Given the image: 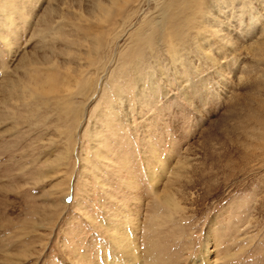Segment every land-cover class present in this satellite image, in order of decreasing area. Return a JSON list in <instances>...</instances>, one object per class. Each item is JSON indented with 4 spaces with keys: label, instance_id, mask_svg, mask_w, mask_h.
<instances>
[{
    "label": "rangeland",
    "instance_id": "rangeland-1",
    "mask_svg": "<svg viewBox=\"0 0 264 264\" xmlns=\"http://www.w3.org/2000/svg\"><path fill=\"white\" fill-rule=\"evenodd\" d=\"M122 227L264 264V0H0V264H124Z\"/></svg>",
    "mask_w": 264,
    "mask_h": 264
},
{
    "label": "bare ground",
    "instance_id": "bare-ground-1",
    "mask_svg": "<svg viewBox=\"0 0 264 264\" xmlns=\"http://www.w3.org/2000/svg\"><path fill=\"white\" fill-rule=\"evenodd\" d=\"M107 5V4H106ZM115 5V4H114ZM108 6V5H107ZM109 9V8H108ZM107 9V11H109ZM101 10V9H100ZM104 10V9H103ZM102 11V10H101ZM118 11V10H117ZM100 17V16H99ZM100 19V18H99ZM98 19V20H99ZM97 46V45H96ZM122 98V97H121ZM122 103V102H121ZM115 108V107H114ZM113 109V107H112ZM150 169V168H149ZM155 173L151 170H148V176L150 178V181H155L154 180V176ZM165 199V198H164ZM165 201H167L165 199ZM168 202V201H167ZM168 204V203H167ZM172 206V205H170ZM125 216V215H124ZM126 218V217H125ZM116 221V220H115ZM127 224V223H126ZM113 225V224H112ZM131 225V224H130ZM137 225V224H136ZM126 225H123V227H125ZM111 227V226H110ZM119 227V226H118ZM122 229H118L117 231H114L113 233H111L112 236V243L113 246L115 247V249H118L121 253L119 254L121 257L125 258V262L124 264H143V255L139 249V245L137 244V238L135 237V232L136 230H133L132 233H129V230H127L126 228L123 230ZM133 228V227H132ZM114 230V229H112ZM138 237V236H137ZM141 238V237H140ZM147 238V237H146ZM141 240V239H140ZM140 244V243H139ZM115 257V256H114ZM120 262H105L104 264H119ZM87 264H96V263H87ZM121 264V263H120ZM193 264H195V262H193ZM203 264V262H202ZM206 264V263H205ZM208 264V263H207Z\"/></svg>",
    "mask_w": 264,
    "mask_h": 264
}]
</instances>
